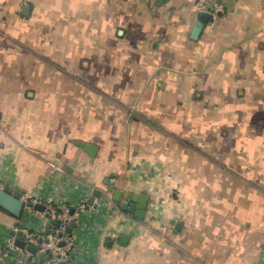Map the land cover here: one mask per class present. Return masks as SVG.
Wrapping results in <instances>:
<instances>
[{
	"label": "crops",
	"instance_id": "0c3cea01",
	"mask_svg": "<svg viewBox=\"0 0 264 264\" xmlns=\"http://www.w3.org/2000/svg\"><path fill=\"white\" fill-rule=\"evenodd\" d=\"M195 1L0 0V187L85 206L67 264H264V0ZM49 224L0 208V264Z\"/></svg>",
	"mask_w": 264,
	"mask_h": 264
},
{
	"label": "built area",
	"instance_id": "2783aa9c",
	"mask_svg": "<svg viewBox=\"0 0 264 264\" xmlns=\"http://www.w3.org/2000/svg\"><path fill=\"white\" fill-rule=\"evenodd\" d=\"M194 7L199 12H206L215 16L223 11L224 4L222 0H196ZM49 165L52 170H61L54 163H49ZM44 207L42 214L52 222H55V227L46 236L27 231L26 229H20L25 237V243L27 246L31 245L36 248V253L42 258V264H67L75 251V245L71 235L65 233V228L74 220L78 210L85 208V206L82 204L74 208L75 213L72 216L69 215L70 207H59V210L51 204ZM161 230L164 233L167 231V227H162ZM15 240V236L9 239V248H15ZM24 252L26 254L30 253L26 249H24Z\"/></svg>",
	"mask_w": 264,
	"mask_h": 264
},
{
	"label": "water",
	"instance_id": "95a60500",
	"mask_svg": "<svg viewBox=\"0 0 264 264\" xmlns=\"http://www.w3.org/2000/svg\"><path fill=\"white\" fill-rule=\"evenodd\" d=\"M210 15L207 13H199L197 21L195 25L192 28L190 38L193 40H197L201 31L204 28V25L206 23L207 18H209ZM78 146L90 153V155L93 152V148L90 145H86L84 143H78ZM92 149V151H91ZM108 183V181H107ZM109 191L113 192V200L120 203V209L123 211H129L133 215H135L136 218L143 220L146 209L145 204H141L138 207H134V205L130 202L133 200H127L122 201L121 200V192L118 190H114V186L110 185L108 186ZM23 195V193H20V191H15L13 194L7 192L3 188L0 187V208L4 209L5 211L9 212L12 216L16 218H20L23 212L24 207L32 208L35 210L43 211L44 205L34 204L32 201L27 200L24 201L20 199V197ZM101 195V192L99 190H95L92 194V196L87 201L88 205H92L94 203V200L98 198ZM75 213V209L71 208L69 211V215L72 216ZM50 223L52 224V221L50 220ZM51 224L48 225V230L51 228ZM180 224L176 225V229H178ZM76 227V221L72 220L69 225L65 228V233L71 235L73 229ZM31 232V231H30ZM50 231H47L46 235L49 234ZM16 241L14 242V245L18 247L19 249H26L27 251L31 252L32 254L36 253V248L31 245H26L25 243V237L22 233V231L19 229L16 232Z\"/></svg>",
	"mask_w": 264,
	"mask_h": 264
},
{
	"label": "trees",
	"instance_id": "16d2710c",
	"mask_svg": "<svg viewBox=\"0 0 264 264\" xmlns=\"http://www.w3.org/2000/svg\"><path fill=\"white\" fill-rule=\"evenodd\" d=\"M56 209L59 210V207H56ZM55 225H56V223L55 222H52V229L55 227Z\"/></svg>",
	"mask_w": 264,
	"mask_h": 264
}]
</instances>
